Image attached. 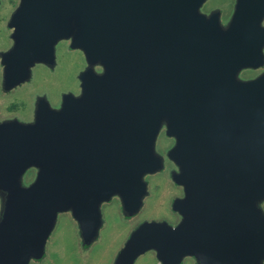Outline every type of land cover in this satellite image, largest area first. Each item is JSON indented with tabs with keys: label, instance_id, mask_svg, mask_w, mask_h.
Returning <instances> with one entry per match:
<instances>
[{
	"label": "water",
	"instance_id": "95a60500",
	"mask_svg": "<svg viewBox=\"0 0 264 264\" xmlns=\"http://www.w3.org/2000/svg\"><path fill=\"white\" fill-rule=\"evenodd\" d=\"M199 2L26 0L18 14L17 45L4 57L16 67L15 74L33 58L44 57L55 36L69 33L64 22L72 13L83 27L74 41L89 61L101 62L107 71L84 74L82 90L96 100L94 112L95 105L81 112L79 102L67 98L62 115L40 113L42 128L1 127L2 133L10 132L8 138L0 134L2 169L38 161L47 167L42 187L28 194L19 229L11 234L16 242L25 239L28 254H40L54 207L70 200L82 197L86 205L112 188L121 200L135 199L128 215L137 212L145 193L141 176L160 167L151 145L156 106L163 104L174 116L172 130L181 133L178 155L185 172L177 182L195 181L191 197L186 194L177 204L179 211L199 210L202 217L172 230L164 223L142 224L115 264H131V252L150 248L158 250L162 264H177L176 253L186 248L207 250L203 264H255L264 257V218L244 204L246 190L256 197L264 189V84L235 88L228 77L218 79L250 57L255 43L250 24L258 20L252 4L236 15L225 36L216 38L218 30L208 29L206 20L193 13ZM135 123L142 133L134 142L130 127ZM94 134L102 135L103 145L91 159L81 164L69 157ZM90 228L84 231L85 242L92 239L96 224ZM141 230L142 240L136 242Z\"/></svg>",
	"mask_w": 264,
	"mask_h": 264
},
{
	"label": "rangeland",
	"instance_id": "374dc122",
	"mask_svg": "<svg viewBox=\"0 0 264 264\" xmlns=\"http://www.w3.org/2000/svg\"><path fill=\"white\" fill-rule=\"evenodd\" d=\"M25 2L26 0H0V134L5 138L10 132L2 133V126H10L8 129L20 126L34 131L40 126L44 111L52 114L58 112L62 115L63 101L67 98L77 100L79 102L77 104L94 106L96 100L90 101L89 95L82 90L85 83L84 74L89 70L97 76L107 72L101 62L89 61L84 49L74 41L82 34L83 27L78 14L72 13L64 22L69 33L55 36L48 42L45 48L47 54L44 57H40L39 60L33 58L31 62L25 64L23 70H17L15 74L16 67H10V63L4 61V57L17 45L18 38H15V35L19 31L18 14ZM252 4L254 6L250 9ZM248 8L252 14L255 12V20H258L250 24V32L255 36V43L249 47L250 57L227 74L218 76V79L228 77L235 88L241 85L264 84V0H201L194 7L195 12L193 11L196 16L206 20L208 29H215L214 32L218 30L213 34L216 38H221L232 27L236 15ZM24 21L29 20L25 18ZM77 54L81 57L78 63ZM73 61L77 65V75L76 69L70 64ZM42 65L48 68L54 66V71L47 70ZM23 71L26 74H23ZM41 95L43 96L40 99H43L45 105L40 107L43 102L35 103L33 114L35 118L23 121L13 117L4 118L5 115L16 112L26 119L30 115L32 99ZM166 108L163 104L156 106L157 126L151 153L158 158L160 167L141 176V182L145 184V193L140 197L137 212L128 215L127 212L134 207L135 199L128 197L121 200L119 193H112V188L93 196L94 200L89 207L91 216L84 211L85 200L82 197L75 202L70 200L64 205L54 207V213L50 211L49 217L52 213L53 217L49 220L50 229L45 236L40 254H28V249L22 242L25 239L16 242L11 234L13 230L19 229L22 207L29 201L28 194L31 193L33 196L38 192L36 190L42 187L47 167L40 161L12 170L0 167V264H115L116 258L122 257L121 251L125 249L128 240L132 239V235L142 224L164 223L167 229L172 230L181 224L199 221L202 217L201 211L193 210L194 214L189 212L183 214L178 208V205L187 199L186 194L191 197V188L195 181L177 182L180 179L179 175L185 172L183 160L180 161L182 158L180 159L178 155L181 133L172 130L170 125L174 116ZM42 126L44 125L40 127ZM130 129L135 142L138 135H141L142 128L135 123ZM134 152H139L138 146H135ZM69 157H74L77 162L80 159L78 151ZM54 167L55 164L49 167L50 173L54 171ZM244 193L247 210L255 211L258 219L264 218V189H260L256 197L247 190ZM93 224H96V229L89 236L92 239L85 242L87 234L84 231L89 232ZM142 237L143 230L139 232L136 242H140ZM129 254L123 255L127 257ZM158 254L156 248H150L140 254L131 252L128 257L133 258L131 264H162ZM22 257L23 262L18 263ZM175 257H180L177 264H203L207 260L208 251L186 248L176 253ZM255 264H264V257Z\"/></svg>",
	"mask_w": 264,
	"mask_h": 264
},
{
	"label": "flooded vegetation",
	"instance_id": "af4514ba",
	"mask_svg": "<svg viewBox=\"0 0 264 264\" xmlns=\"http://www.w3.org/2000/svg\"><path fill=\"white\" fill-rule=\"evenodd\" d=\"M73 53H75V52H73ZM79 55V56H78ZM77 56V59H76V63H78V62H80L81 61V57H80V54H77L76 55ZM75 55H74V57H76ZM58 61V59H56V63H58L57 62ZM52 63H55V62H52ZM76 63L73 61V63H70L75 69H76V74L75 75H77V65H76ZM42 67L43 68H45V69H47V70H50V71H54V66L53 67H51V68H48V66H45L44 67V65H42ZM78 67H80V64L78 65ZM56 70V69H55ZM75 75H74V77H75ZM73 77V80L75 79ZM73 82V81H72ZM71 82V83H72ZM76 89V88H75ZM1 90H3V89H1ZM61 93V92H60ZM43 95H41V96H36V98H33L32 99V102H31V111H30V115L28 116V117H26V119L25 118H23V117H21V116H19V115H17L16 114V112H11V114H9V115H5L4 116V118H6V117H13V118H16V119H18V120H21V121H23V120H29V119H31L32 117H34L33 116V114H34V105H35V103H38V102H43V99H40V97H42ZM60 97V96H59ZM61 98V97H60ZM60 101H61V99H60ZM81 104V105H80ZM79 104V107L81 108L80 109V111L82 112V111H84L83 109V107H84V105H83V103H80ZM45 104H44V102H43V104H41V106L40 107H42V106H44ZM56 105H57V103H56ZM98 106V104L96 103L95 104V106L93 107V109H91L93 112L95 111V109H96V107ZM46 112V111H45ZM1 117H3L2 115H1ZM36 117V116H35ZM34 117V118H35ZM101 145H103V139H102V135H93V136H89L87 139H86V141L84 142V144H82L81 146H79V148H78V152H79V156H80V159H79V163H85L86 161H88L89 159H91L92 158V155L94 154V153H96V151L99 149V148H101ZM79 165V164H78ZM175 187H176V185H174ZM95 196H97V194L95 195ZM94 196V197H95ZM176 198V197H175ZM93 200H94V198H91L90 200H88V204H86L85 205V208H86V214L88 215V214H90V216H91V214H92V212L90 211V209H89V207H90V205H91V203L93 202ZM81 200H80V204H81ZM83 210V209H82ZM80 214V213H79ZM82 214V213H81ZM82 234H85V233H82Z\"/></svg>",
	"mask_w": 264,
	"mask_h": 264
}]
</instances>
